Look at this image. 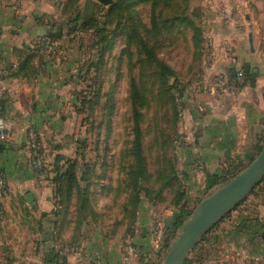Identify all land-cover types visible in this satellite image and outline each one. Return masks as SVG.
I'll list each match as a JSON object with an SVG mask.
<instances>
[{"label":"crops","instance_id":"0c3cea01","mask_svg":"<svg viewBox=\"0 0 264 264\" xmlns=\"http://www.w3.org/2000/svg\"><path fill=\"white\" fill-rule=\"evenodd\" d=\"M38 3L0 0V117L7 122V134L0 136V176L9 187V197L0 198V264H47L51 253L65 244L83 249L82 255L68 256L67 264H95V257L100 264H152L151 206L145 203L141 208L133 237L115 226L117 217L92 232L87 224L79 230L69 228L59 221L53 175L39 176L34 169L27 150L29 127H37L53 169L56 156H64L67 149H51L48 136L62 133L66 118L71 123L78 117L72 109L71 37L61 41L60 54L42 55L30 69H21L31 43L49 31L39 20ZM213 4L227 8L229 19L213 10L204 20L213 31L217 57L214 66L206 68L204 81L245 66L256 70L257 79L255 86L243 87L235 97L198 93L194 106H186L180 134L187 136L190 147L179 149L178 156L189 192L187 209L206 193L207 181H220L231 168L252 162L264 144V0H213ZM230 49L234 62L226 56ZM179 211L159 212L165 231H172ZM204 250L205 256L198 253L188 264H250L264 258V189L256 190L213 230Z\"/></svg>","mask_w":264,"mask_h":264},{"label":"rangeland","instance_id":"374dc122","mask_svg":"<svg viewBox=\"0 0 264 264\" xmlns=\"http://www.w3.org/2000/svg\"><path fill=\"white\" fill-rule=\"evenodd\" d=\"M39 1V20L45 25H53L55 29H58L64 24V32L67 36L70 33L71 23L75 16L85 9L89 1H94L98 4L97 11H95L100 14V25H106L103 31L107 32L104 34L107 38V42L111 40L112 32L117 28L118 21H120L122 25L126 24L131 16V19L135 22L134 24L140 30V37L153 49L152 57L146 55L145 62H142L140 61L143 56L141 44L140 41H136L131 47L133 49V58L128 59L127 56H124L121 60L120 55L126 44L125 38L121 35L118 36L114 43L113 50L106 54L104 60V62H107V69L104 68V75L102 76V78H104L103 91L105 94H108V96L101 100L97 107H90L84 115L82 114L80 117L73 118L71 123H68L66 118V122H64L66 125L62 133L55 134L54 131L53 134H49V139H47L48 146L51 149H56L57 147L66 148L67 153L64 155V161L78 159L79 162H84L82 165V172H85L86 161H88V164H92L97 160L102 161L106 155L104 150L108 147L110 148L108 159L113 157V159L119 160V164L109 169L108 173L124 176L128 169L123 166L124 170H122L120 161H123L126 165H131L133 163L131 155L133 123L132 108L129 100V84L133 80L138 88L141 91H145L146 94V102L141 103L140 113L142 115L144 153L147 160L148 175L151 176L147 185L158 187L159 176L163 170L162 166H164L163 162L172 159V148L176 145L178 134L182 128L181 125H183V128L185 126L182 124L185 122L183 118L178 127L179 133L173 134L172 122L170 121L171 104L169 96L162 93V91H157L158 88L155 87L156 82L157 86L159 84L156 79L157 74H159V64L163 63L174 70V76L169 79L171 85L180 82L183 87L187 86V88L194 87L198 89L201 87L207 75L205 59L207 27L204 29L203 25H201V20L203 19L204 23L208 13L205 7V0H161L155 7L150 4L142 3V0H133L134 10H132V13L129 14L122 10L121 14L123 20H117V23L115 22L113 25H107V20L101 17L108 13L110 6L105 7L99 4L97 0ZM116 1L117 0H115V2ZM261 18L263 24L262 38L264 43V10L261 14ZM129 24H131V22ZM82 29L81 25L77 28L79 38L74 42L75 48L73 49L74 54L72 56L74 70L77 75L75 79L77 82L75 83L73 81L71 88V97L73 99L72 109L74 114L77 113L74 103L75 100L77 98L78 100H83L87 86L93 84L95 87L98 83V81L89 83L80 80L78 69L82 66L88 67L92 63L99 64V47L94 45L100 43V38L103 36L102 32H100L99 37L95 34L99 29L91 30V32H86ZM141 38L138 39L140 40ZM105 44L106 43L102 41V46L105 47ZM262 47L264 48V44ZM215 77L216 76H211L209 80ZM174 92L178 95V88H175ZM197 95L198 93H186L183 102L186 106L189 103H192L191 105L194 106L196 102L195 97ZM111 111L112 119L110 120ZM168 135L170 136L169 139L167 138ZM78 150L80 154L76 155ZM250 164L251 162L245 166H240L238 169L240 172L238 173H241ZM129 168L131 169V167ZM116 169L118 172L115 171ZM82 172L77 170L78 176H81ZM94 173L95 176L97 174L103 175L104 171L96 167L92 174ZM226 182L219 184L207 181V187H205L204 190L206 193L201 194L198 198H194L196 200L194 206L188 209V213L184 215L183 219L187 221L196 207L211 190ZM262 184L264 186V181ZM85 185L86 184H80L81 188H84ZM263 189L264 188L260 185L256 190L261 192ZM255 191L253 193H255ZM249 196L244 202L248 200ZM172 197L171 194L167 195L165 202L155 206L146 204V206H151L148 212V216L151 215V217L148 222L150 223L149 237L152 242L150 246H152V250L155 251V253L153 252L155 256L153 255L152 257V264H163L164 257L174 239L167 233L168 231H165L166 228L163 225L164 219L159 214L162 209L165 210L169 208ZM121 199V201H123L122 196ZM124 200H126V197ZM106 201L110 202L112 199L106 196L104 199H101V197L98 196L97 200L93 201L96 205V210L100 214L102 212L101 208L103 202L105 204ZM102 213H104L106 217L101 214L103 220H99V222L95 215L90 214V218L88 219L91 224L88 225L89 231H95L97 230L96 228L100 229L102 224L109 221L111 217L113 218L117 214L115 210L109 211L107 209H104ZM156 226L162 230V244H157V241L153 238V234L151 233ZM120 229L121 231H125L127 230V226ZM178 231L179 230H177V233ZM58 239L61 240L60 238ZM126 244L127 243H125V245Z\"/></svg>","mask_w":264,"mask_h":264},{"label":"trees","instance_id":"16d2710c","mask_svg":"<svg viewBox=\"0 0 264 264\" xmlns=\"http://www.w3.org/2000/svg\"><path fill=\"white\" fill-rule=\"evenodd\" d=\"M160 1L161 0H142V3L150 4L151 6L155 7ZM97 8L98 4L96 2L89 1L85 9L75 16L73 22L71 23V30L68 36L65 35L64 32V24L58 29H55L53 25L49 26V24H47L49 26V31L45 34V36H49L53 40H57L60 42L64 37H71V42L74 43L75 40L79 38L77 34V28L79 25H81L83 28L82 30L86 32H91V30L99 29L95 32L98 37L100 32L103 33V36L100 38V43H94V46L99 47V64L92 63L88 67L82 66L78 69L80 80L89 83H91L92 81H98L95 87L93 84L87 86V90H85L83 100H78V98L75 100L74 103L76 105L75 108L78 117L82 116V114L84 115L88 111V108L90 109V107H97L100 104L101 100L108 96V94H105L103 91L104 78H102V76L104 75V68L107 69V62H104V60L106 54L113 50L114 43L118 36H123L125 38L126 44L120 55L121 60L124 56H127L128 59L133 58V49L131 47L134 45V43H136V41H140L141 50L143 52V56L140 61L145 62L146 55L152 57L153 49L143 38L140 37V30L134 24L135 22L131 19V16L126 24L122 25L120 21H118V23L116 22L117 20H123L121 14L122 10L129 14L132 13V10H134L133 0H117L116 2L115 0H113L108 13L104 16H101L107 20V25H113L115 22L117 23V28L112 32V37L109 42H107V38L104 36V34L107 32L103 31V28L106 27V25H100V14L96 12ZM130 22L131 24H129ZM154 24L157 25L156 23ZM201 25H203L205 29L206 24L203 23V19L201 20ZM138 38L141 39L139 40ZM102 41L106 43L105 47L102 46ZM32 44L33 43H31V45L29 46L28 51L26 52V56L20 64L22 70L30 69L36 59L42 61V55L55 56L57 54H60L63 50L61 48L59 53H54L48 50H36L35 48H33ZM159 65V74H157L156 77L159 84L157 86L156 82L155 87L158 88L157 91H162V93H165L169 96V101L171 104L170 121L172 122V132L173 134H178V127L181 122V114L186 108V105L183 101L186 93L192 92V87H183L180 82H176L174 85H171L169 79L170 77L174 76V70L169 66L164 65L163 63H160ZM242 70L244 73V82L242 84H239V88L242 89L247 85H250L252 87L255 86L257 79L256 70L251 68V66H245L244 68H242ZM230 73L233 77H235V75L237 74L236 69H232ZM76 78L77 75L75 73L72 76V81H74L75 83L77 82V80H75ZM129 85V100L132 108L133 123V140L131 143V155L133 163L131 165H126L123 163V161H120V167L122 168V170H124L123 166L127 167L128 169L127 173L124 174V176L108 173L109 169H112L114 168V166L119 164V160L113 159V157L111 159H108V156L110 154V148L108 147L104 150L106 155L102 161L97 160L92 164H88V161L85 162V172H82V165L84 162H79L78 159L64 161L65 157L63 155L56 156V158L54 159L55 161L52 165L53 169H51L50 166H48L47 159L42 149L41 136L38 139V148L36 151H34V153L42 158L43 164L45 162L46 163L40 170H36V173L39 176H41L42 174L48 175L49 173L53 175L52 184L54 185L55 201L57 210L59 211V221H61L63 225L67 224L69 228H73L74 226L77 230H79L80 227L83 226V224L91 225L88 221V219L90 218V214L95 215L98 222L99 220H103L102 215L106 217L104 213L101 212V215L96 210V205L93 203L94 200H97L98 196H100L101 199H104L106 196L107 198L110 197L112 201H106L104 205L105 209H108L109 211L115 210V212L117 213L115 217L119 218V220H116L115 226L119 229L127 226V230H125V236L130 235V237H133L136 231V224L139 213L144 204L147 203L153 206L161 204L162 202L166 201L167 195L171 194L173 197L170 202L169 208L180 209L179 214L176 215L173 221L172 231L167 232L168 234H170V236L174 237L177 230H179L186 221V219H183V217L186 213H188V209L186 207L189 196L188 188L184 179L185 176L179 170L178 139L180 133L178 134L176 145L172 148V159L165 160L163 162L164 166H162L163 170L159 176V186L151 187L150 185H147L148 181L151 179V176L148 175L147 160L144 153L142 115L140 113L141 103L146 102V94L145 91H141L138 88L135 81L132 80ZM175 88H178L179 90L178 95H176L174 92ZM111 119L112 111L110 114V120ZM31 127L35 128L38 132L36 126ZM31 127H29V129ZM161 132L164 134L162 130ZM169 137L170 136L168 135L167 138L169 139ZM263 145L259 148V152L261 151ZM78 154H80L79 150L76 152V155ZM96 167H98L99 169L101 168V171H104V174H97L96 176L95 173L92 174L94 168L96 169ZM129 167H131V169ZM239 168L240 166L231 168L230 171H227L225 178L213 183L220 184L228 181L229 179H232L239 174ZM77 170L82 172L81 176H78ZM115 171L118 172L117 169ZM80 184L86 185L84 186V188H81ZM252 194L254 193L252 192L251 195ZM121 196L123 198V201H121ZM125 197L126 200H124ZM244 201L233 211H236L240 206H242L244 204ZM230 214H228L225 218H227ZM219 224H217L197 244L185 264H188L192 257L198 253L200 257H203L207 254L204 250L205 244H207L211 240V234ZM47 264H67V262L66 258L60 257L58 253L54 251L51 253Z\"/></svg>","mask_w":264,"mask_h":264},{"label":"water","instance_id":"95a60500","mask_svg":"<svg viewBox=\"0 0 264 264\" xmlns=\"http://www.w3.org/2000/svg\"><path fill=\"white\" fill-rule=\"evenodd\" d=\"M97 2L109 7L113 0H97ZM250 41L252 43V36H250ZM1 134H7V131ZM263 181L264 145L245 170L211 190L196 207L174 237L163 264H185L191 252L204 236L262 185Z\"/></svg>","mask_w":264,"mask_h":264},{"label":"built area","instance_id":"2783aa9c","mask_svg":"<svg viewBox=\"0 0 264 264\" xmlns=\"http://www.w3.org/2000/svg\"><path fill=\"white\" fill-rule=\"evenodd\" d=\"M205 7L207 12H210L214 10V12L218 13L224 20L229 19V12L227 8L225 7H215L213 4V0H205ZM206 42L207 47L205 51V59H206V68H211L214 66L217 57H216V49L214 44V34L213 31L210 28L206 29ZM33 48L36 50H48L54 53H59L62 45L60 41L53 40L49 36H41L33 41L32 44ZM227 58L230 59V61L234 62V56L232 55L231 49L226 51ZM237 74L235 77L231 75L229 72H224L219 75H216V77L212 80H206L201 84V87L194 88L196 93H201L203 95L208 96H217L220 95H226L235 97L239 94L241 89L239 88V84H242L244 82V73L242 69L236 70ZM211 79V78H210ZM184 118V111L181 114V120ZM7 129V122L0 117V133H3ZM2 136V134L0 135ZM40 135L39 132L33 127L29 129L28 132V142H27V150L29 152V155L31 157L32 164L34 166L35 171L40 170L45 163L43 164L42 158L38 156L34 151L38 148V139ZM3 138V137H2ZM178 146L179 149H185L188 148L189 141L185 135L180 134L178 139ZM9 197V187L6 183V180L4 177L0 176V198L4 199ZM153 238L157 241V244H162V230L159 229L158 226H156L153 229ZM177 233V232H176ZM176 236V235H175ZM174 238V237H173ZM56 252L58 255L62 258H67L70 255L79 256L82 255L83 249L79 245H70L65 244L61 245L57 248ZM96 260V261H95ZM94 263L100 264V258L95 257ZM250 264H264V258H256L252 259Z\"/></svg>","mask_w":264,"mask_h":264}]
</instances>
